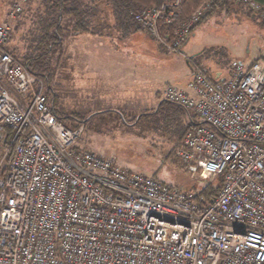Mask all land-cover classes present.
<instances>
[{
	"label": "built area",
	"instance_id": "1",
	"mask_svg": "<svg viewBox=\"0 0 264 264\" xmlns=\"http://www.w3.org/2000/svg\"><path fill=\"white\" fill-rule=\"evenodd\" d=\"M214 1L179 18L174 0L132 21L178 51ZM231 1L264 21V3ZM26 2L14 1L0 24V140L11 130L0 158V264H264V60H236L223 78L192 63L185 87L162 91L199 117L174 156L192 177H221L201 204L192 191L75 147L83 124L58 120L43 81L7 49Z\"/></svg>",
	"mask_w": 264,
	"mask_h": 264
},
{
	"label": "rangeland",
	"instance_id": "2",
	"mask_svg": "<svg viewBox=\"0 0 264 264\" xmlns=\"http://www.w3.org/2000/svg\"><path fill=\"white\" fill-rule=\"evenodd\" d=\"M14 1L16 0H0V24L6 19ZM23 9L11 21L7 43V48L19 60L27 53L31 54L38 31V17L43 11V0H27ZM104 13L103 26L101 24L100 28L107 33L102 35V40L94 43L80 42L76 46L70 45L68 49L71 25L68 21L64 23L65 49L61 54L63 58L59 59L60 63H56L52 87L57 100L56 110L77 114L84 119L82 123L75 125L72 120L67 121L72 126L83 124L82 134L75 147L97 151L113 158L121 167L194 194L206 183L217 184L215 178L200 179L190 176L184 165L174 156V150L181 141L183 131L191 124V118L195 122L199 121L194 110L187 111L166 101L157 113L145 118L139 117L140 113L136 114L139 105H134L133 108L125 106L127 111L123 115L115 114L116 110L110 108L111 97L106 95L104 85L98 82L93 89H88L89 84L84 82V71L87 67L84 53L97 52L99 49L153 52L154 55L148 54V61L154 66L153 85L170 83L184 87L191 78L192 63L208 70L214 78H223L228 76L229 68L236 60L245 65L253 60H264V23L247 9L233 4L230 9L206 15L178 51L165 52L141 26L138 30L146 38L139 43L130 37H122V28L111 10L107 9ZM179 52H183V55ZM134 56L131 59L123 58L121 62L127 64L129 59L132 62L135 60ZM56 57L57 55L51 60L53 65ZM118 93L122 95L127 90L123 92L120 89ZM121 99L125 102L128 98L124 96ZM122 102L118 101L115 106L120 107ZM149 103L142 102L141 106L143 109H150L152 103Z\"/></svg>",
	"mask_w": 264,
	"mask_h": 264
},
{
	"label": "trees",
	"instance_id": "3",
	"mask_svg": "<svg viewBox=\"0 0 264 264\" xmlns=\"http://www.w3.org/2000/svg\"><path fill=\"white\" fill-rule=\"evenodd\" d=\"M172 1L174 0H43V11L38 17V31L35 44L31 48V54L27 53L22 56V60H19L11 49H7L31 74L43 81L48 104L58 120L65 125H68L67 121L69 120H72L73 125L82 123L84 121L82 116L73 113L66 114L57 111L55 108L57 100L52 82L57 67L56 63L59 62L58 56L61 55L65 40L66 30L64 23L69 19L72 21V28L78 32H98V24H93L91 19L93 15L91 12L98 11L97 9H109L122 29L134 27L138 30L132 21L133 13L151 6H159L163 3H170ZM204 1L205 0H180L178 17L183 18L189 15L199 5H202ZM256 1L264 3V0ZM233 4L235 3L231 0H215L208 8L206 14L201 17L198 24L206 18V15L208 16L215 11L230 9ZM262 22L264 23L263 20ZM160 28L163 30H170L171 26L165 25L161 20ZM56 55V62L53 65L54 62L52 61ZM164 102H166V100L162 99L155 109L144 111L139 114V117L145 118L157 113ZM198 123L199 122H194V120L192 121V124ZM69 126L72 125L69 124ZM185 131L186 130L183 131L182 135ZM10 139L11 130L5 128L4 136L0 140V158L9 144ZM10 157V155H7L4 159L3 169L1 171L2 175L6 172ZM214 178L217 184H212L211 182L206 183L197 192L195 197L201 204H207L219 191L221 177Z\"/></svg>",
	"mask_w": 264,
	"mask_h": 264
},
{
	"label": "crops",
	"instance_id": "4",
	"mask_svg": "<svg viewBox=\"0 0 264 264\" xmlns=\"http://www.w3.org/2000/svg\"><path fill=\"white\" fill-rule=\"evenodd\" d=\"M44 3V2H43ZM90 10V9H89ZM98 11H92L91 14L93 15L91 18L93 21V24H98V32H78L72 28V21L69 19L67 20L68 23L71 25V34L68 37L69 45L76 46L78 43H85L87 41H92L94 43L98 40H102V35L106 34L107 32L105 30L100 29V25L103 26V16L105 15V11L107 9H97ZM96 22V23H95ZM122 37H130L131 40H136L137 43H139L141 40L145 39V35L141 33L140 30L135 29L134 27H128L126 29H121ZM193 33V32H192ZM96 34V35H94ZM92 38V39H91ZM108 41V40H107ZM106 41V42H107ZM100 46V43L97 44ZM65 49L64 43L62 47V52ZM183 55V52H179V54ZM85 54V55H84ZM86 68L84 71V82L86 81L87 84H89L88 89H93L92 87L97 84L98 82L100 84L104 85V89L106 91V95L111 97V104L110 108L113 110H116L115 114H121L123 115L124 111H127L125 106L134 107L139 105V109H136V114L142 113L147 110L155 109L159 102L163 99L162 98V91L164 87L167 84L161 85L160 83L153 85L154 79H153V72L151 63L148 61V54L154 55L153 52L149 51H138V52H122V51H111V50H101L99 49L97 52H87L84 53ZM132 55H135L133 59L134 61L130 62V59L132 58ZM137 56V59H136ZM59 59L63 58V55L58 56ZM130 58L127 64L125 62H121V59L123 58ZM60 63V62H58ZM124 64V65H123ZM231 68V67H230ZM229 68V72H230ZM228 72V73H229ZM229 75V74H228ZM127 83L129 85H120L119 83ZM147 83H151V85H147ZM120 85V86H119ZM185 87V85H184ZM125 91L127 90V93L125 94H119V90ZM124 96H127L128 99L125 100V102L121 99ZM118 101H123L121 103V106H115ZM152 103V108L150 109H143L141 106L142 102H148ZM149 103V104H150ZM118 105V104H117ZM120 105V104H119ZM156 105V107H154ZM124 108V109H121ZM109 107H107L108 110ZM193 119L191 118V123ZM195 122V121H194ZM191 125V124H190ZM189 125V126H190ZM188 126V127H189ZM187 127V128H188ZM186 130V129H185Z\"/></svg>",
	"mask_w": 264,
	"mask_h": 264
}]
</instances>
